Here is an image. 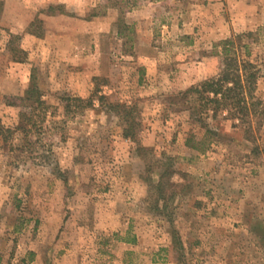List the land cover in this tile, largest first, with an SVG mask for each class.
Listing matches in <instances>:
<instances>
[{
  "label": "rangeland",
  "instance_id": "374dc122",
  "mask_svg": "<svg viewBox=\"0 0 264 264\" xmlns=\"http://www.w3.org/2000/svg\"><path fill=\"white\" fill-rule=\"evenodd\" d=\"M246 33L264 103V0H0V264H264V116L207 136L181 95Z\"/></svg>",
  "mask_w": 264,
  "mask_h": 264
},
{
  "label": "trees",
  "instance_id": "16d2710c",
  "mask_svg": "<svg viewBox=\"0 0 264 264\" xmlns=\"http://www.w3.org/2000/svg\"><path fill=\"white\" fill-rule=\"evenodd\" d=\"M249 36H251V33L214 44L210 54L211 56L220 57L221 67L219 72L181 93L183 96H190L197 105L196 108L193 107L189 111L206 129L207 136L216 134L205 124V118L210 117L212 120H217V117L222 115L223 121L231 122L234 128L239 125L243 126L245 133L249 135L252 132V119H259L264 116V103L255 96L256 84L260 77L259 69L256 61L251 60L248 47L240 46L242 38ZM10 51L11 55L13 53V56H11L12 62L21 63L24 60L18 56L21 54L25 56V53L21 50H16L13 47ZM18 100L24 110L19 113L20 123L16 129L26 134L29 132L27 125L31 121L33 106L35 105V109L39 110L45 108V106L41 100V94L32 81L25 96L18 98ZM109 107L114 110L122 122L123 137L134 141L138 132L136 108L126 104L110 105ZM30 109L31 111L28 112ZM33 125L35 126V124ZM128 235V232H126L127 237L121 240L126 244H134L136 242L135 237Z\"/></svg>",
  "mask_w": 264,
  "mask_h": 264
}]
</instances>
